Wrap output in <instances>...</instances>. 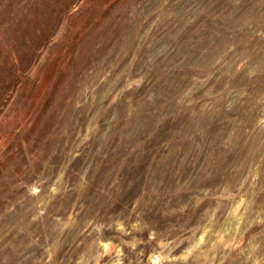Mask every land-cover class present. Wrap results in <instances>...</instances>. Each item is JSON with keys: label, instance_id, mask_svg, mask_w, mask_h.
Instances as JSON below:
<instances>
[{"label": "rangeland", "instance_id": "1", "mask_svg": "<svg viewBox=\"0 0 264 264\" xmlns=\"http://www.w3.org/2000/svg\"><path fill=\"white\" fill-rule=\"evenodd\" d=\"M0 264H264V0H0Z\"/></svg>", "mask_w": 264, "mask_h": 264}, {"label": "clouds", "instance_id": "2", "mask_svg": "<svg viewBox=\"0 0 264 264\" xmlns=\"http://www.w3.org/2000/svg\"><path fill=\"white\" fill-rule=\"evenodd\" d=\"M109 75H111V73H109Z\"/></svg>", "mask_w": 264, "mask_h": 264}]
</instances>
